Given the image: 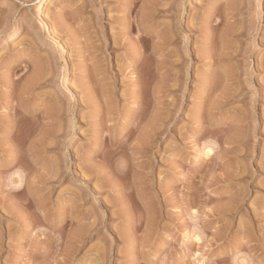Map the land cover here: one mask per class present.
Listing matches in <instances>:
<instances>
[{"label": "rangeland", "instance_id": "rangeland-1", "mask_svg": "<svg viewBox=\"0 0 264 264\" xmlns=\"http://www.w3.org/2000/svg\"><path fill=\"white\" fill-rule=\"evenodd\" d=\"M104 1L0 0V264H264V0Z\"/></svg>", "mask_w": 264, "mask_h": 264}, {"label": "bare ground", "instance_id": "bare-ground-1", "mask_svg": "<svg viewBox=\"0 0 264 264\" xmlns=\"http://www.w3.org/2000/svg\"><path fill=\"white\" fill-rule=\"evenodd\" d=\"M49 1V4H51L52 3V1L53 0H48ZM100 5H101V7H100V9H99V11L98 12H100V13H102L103 11H105V8L108 6L107 4H106V2L104 1V0H102V2H100ZM259 6H260V11H263V8H264V3L262 2V1H260V4H259ZM39 8L41 7V5H39L38 6ZM37 7V8H38ZM42 10V9H41ZM264 12V11H263ZM259 15V14H258ZM258 17V19H257V23H259V24H261V14L259 15V16H257ZM44 18V17H43ZM186 18V17H185ZM43 22V27L46 29V31L48 32V33H50L51 34V36L53 37V39L55 40V39H57L60 35H59V32H58V29L56 28V26L54 27V26H52L50 23H49V21H48V19L47 20H45L44 19V21H42ZM228 29V28H227ZM226 29V30H227ZM227 31H229V30H227ZM230 31H231V29H230ZM169 33V32H168ZM228 33L229 32H227V36H228ZM14 34V33H13ZM167 34V33H166ZM231 34V33H230ZM222 36L221 37H223V34H221ZM225 35H226V33H225ZM235 35V34H234ZM225 38H226V36H224ZM14 38H15V34L14 35H11V39H10V41H15L14 40ZM222 39L223 38H221V43L219 42L218 44H220V46L218 47V45H217V47L219 48V50H218V52H216L217 53V59H215V57H212L211 55H208V58H209V56L210 57H212V59H214L213 61H217L218 62V64L220 65V67H221V70L222 71H226V63H228V61H229V58L230 57H232L234 54H235V52H234V54L232 53V50L228 47V45H226V44H228V43H226L225 44V42L223 41V43H222ZM227 39V38H226ZM219 40V39H218ZM223 40H225V39H223ZM8 42V40L6 41V43ZM227 42V41H226ZM10 42H8L7 44H9ZM214 47V46H213ZM61 48V54L60 55H62V57H65V61H64V64H63V66H62V70L64 71V83L65 84H67V85H69L70 87H71V89L72 88H75V89H78L77 88V86H76V84L74 85V83H73V80H72V78H73V74H72V72H71V64H70V62H69V59H68V56H69V50H68V48L67 47H65V46H61L60 47ZM213 49V48H212ZM217 49V48H216ZM215 49V50H216ZM213 51V50H212ZM212 54V53H211ZM204 55V54H203ZM207 55V54H206ZM137 56V55H136ZM201 56V55H200ZM199 56V57H200ZM206 57V56H205ZM202 59V58H201ZM212 59H210V60H212ZM230 68V67H229ZM223 69H225V70H223ZM228 70V69H227ZM229 71V70H228ZM232 72V71H231ZM224 75L226 76L225 77V81L227 80V81H230V83L228 82H226L227 84H222L224 87L222 88V90H221V94H222V98H223V100L224 99H226L227 97H230L229 95H232V94H235L236 93V91H234L233 89H231V87L232 86H230L231 84L232 85H234L235 83H231V81L234 79V81H235V78H233V77H235V76H233L232 77V75H231V77H229V76H227L228 74H225L224 73ZM221 76V75H220ZM223 76V75H222ZM210 78V77H209ZM224 78V77H223ZM222 78V79H223ZM229 78V79H228ZM231 78V79H230ZM233 78V79H232ZM218 81V80H217ZM233 81V82H234ZM219 82V81H218ZM214 83V82H213ZM222 83V82H221ZM165 84V83H164ZM30 85V84H29ZM169 85V84H168ZM175 84H173V86H174ZM213 84H211V86H212ZM225 85H228V86H225ZM76 86V87H75ZM210 86V87H211ZM216 86V85H215ZM209 87V86H208ZM170 88H171V86H170ZM169 88V89H170ZM215 88V87H214ZM217 88V87H216ZM219 88V87H218ZM236 88V87H235ZM75 89H73V91L75 90ZM168 89V88H167ZM174 89V88H173ZM215 90V89H214ZM76 91V90H75ZM205 91H206V89H205ZM108 92V91H107ZM107 92H105V93H103V95H105ZM207 92V91H206ZM209 92V91H208ZM210 92H211V90H210ZM209 92V93H210ZM213 92H215V91H213ZM231 92V93H230ZM210 95H211V93H210ZM239 95V94H238ZM237 95V96H238ZM105 97V96H104ZM218 97V96H217ZM233 97V95L231 96V98ZM219 98V97H218ZM221 98V99H222ZM75 99V101H77V98L75 97L74 98ZM228 99H230V98H228ZM217 100V99H216ZM223 100H221V101H223ZM227 100V99H226ZM225 101V100H224ZM217 102V101H216ZM219 104V103H218ZM215 107H217V105L215 106ZM159 120H161V119H159ZM169 120V119H168ZM164 121H166V120H164ZM163 121V122H164ZM245 122V121H244ZM168 123V122H167ZM162 125V124H161ZM159 126V125H158ZM162 127V126H161ZM163 131V130H162ZM155 132V131H154ZM8 134V133H7ZM77 135H80V134H76V136L75 137H77ZM7 136V135H6ZM8 139V138H7ZM4 140H6L5 138H4ZM9 140V139H8ZM11 140V139H10ZM153 140V139H152ZM150 142V141H149ZM7 143V142H6ZM146 143V142H145ZM157 142L155 141L154 142V140H153V142H152V147H154V146H156L157 144H156ZM5 144V143H4ZM148 145V144H147ZM143 146V145H142ZM144 146H146V145H144ZM148 148V147H147ZM213 153H214V150L212 149V148H210V149H208L207 151H206V153H205V157L208 159L209 157H211L212 155H213ZM13 155V154H12ZM16 165V164H15ZM18 173V172H17ZM52 173V172H51ZM19 174V173H18ZM54 174H56V173H54ZM16 175V174H15ZM17 176V175H16ZM20 175H18V177H19ZM49 176V175H48ZM21 177V176H20ZM19 177V179H22V178H20ZM54 178V177H53ZM52 178V179H53ZM53 181V180H52ZM141 184V183H140ZM143 184V183H142ZM143 186V185H142ZM114 187V186H113ZM144 187V186H143ZM142 187V188H143ZM113 190V189H112ZM120 191V190H119ZM128 191V190H127ZM122 192V191H121ZM120 193V192H119ZM118 192H117V197L121 194L122 195V193H120L119 194ZM119 194V195H118ZM120 195V196H121ZM126 196V195H125ZM119 198H121V200H122V197H119ZM127 198V197H126ZM117 200V199H116ZM119 200V199H118ZM146 201V200H145ZM124 202V201H123ZM115 203V202H114ZM117 204H119V203H117ZM150 205V204H149ZM114 206H115V204H114ZM151 207V206H150ZM122 210V209H121ZM155 210V209H154ZM150 214V213H149ZM149 217H151V216H149ZM154 217V216H153ZM152 218V217H151ZM150 220V219H149ZM150 223V222H149ZM130 229V228H129Z\"/></svg>", "mask_w": 264, "mask_h": 264}]
</instances>
